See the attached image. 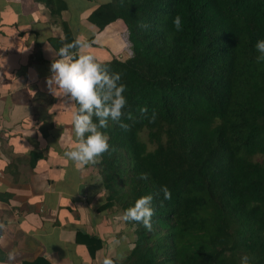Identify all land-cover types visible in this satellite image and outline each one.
I'll use <instances>...</instances> for the list:
<instances>
[{"label": "trees", "instance_id": "1", "mask_svg": "<svg viewBox=\"0 0 264 264\" xmlns=\"http://www.w3.org/2000/svg\"><path fill=\"white\" fill-rule=\"evenodd\" d=\"M37 1L53 17L67 9L64 0ZM87 19L99 29L121 20L129 53L97 61L120 74L121 122L130 126L109 118L98 129L110 146L95 164L107 193L99 210L123 215L138 198L154 197L152 230L125 221L134 238L115 264H242L243 257L264 264V60L256 49L264 0H108ZM61 25L64 37L50 40L58 55L77 40ZM161 186L171 200L157 195ZM207 203V234L182 239L201 228L197 214ZM76 241L91 257L102 246L89 233L77 232Z\"/></svg>", "mask_w": 264, "mask_h": 264}, {"label": "crops", "instance_id": "2", "mask_svg": "<svg viewBox=\"0 0 264 264\" xmlns=\"http://www.w3.org/2000/svg\"><path fill=\"white\" fill-rule=\"evenodd\" d=\"M64 1L67 9L53 17L37 0H0V264H9L10 252L12 264L119 263L131 248L119 246L115 207L99 210L107 193L98 169L65 157L77 143L75 102L47 86L61 58L50 43L64 37L61 22L88 44L79 54L99 62L129 57L127 30L121 20L103 29L88 21L108 0ZM77 232L102 240L94 257Z\"/></svg>", "mask_w": 264, "mask_h": 264}, {"label": "clouds", "instance_id": "3", "mask_svg": "<svg viewBox=\"0 0 264 264\" xmlns=\"http://www.w3.org/2000/svg\"><path fill=\"white\" fill-rule=\"evenodd\" d=\"M173 26L181 31L183 22L181 16L173 19ZM147 27V25H141ZM88 44L77 39L64 45L59 50L60 59L51 63L52 75L47 79L48 90L54 96L70 97L79 105L78 112L74 115V132L77 143L75 147L65 152V157L74 163L78 169L87 165L99 163V158L109 151L108 137L98 129L106 128L109 118L120 122V127L127 131L129 125L122 123L124 109L127 105L123 93L126 88L119 81V73L110 74L108 69L91 54H81L75 57L73 49H86ZM256 49L260 53L258 62L264 60V39L258 40ZM93 117L98 119V124L93 122ZM128 119H132L128 114ZM154 120V116H153ZM86 134L87 135L86 137ZM139 179H147V174H141ZM163 194L165 201L171 200L172 194L167 186H161L157 195ZM154 197L149 194L138 198L134 206L128 208L123 214L126 222L142 223L148 230H152V218L155 210L152 207ZM3 225H0L2 228ZM120 256L118 259L122 260ZM9 264L15 260V254L10 252L7 256ZM248 258H242V264H247ZM102 264H115L112 258L106 257Z\"/></svg>", "mask_w": 264, "mask_h": 264}, {"label": "rangeland", "instance_id": "4", "mask_svg": "<svg viewBox=\"0 0 264 264\" xmlns=\"http://www.w3.org/2000/svg\"><path fill=\"white\" fill-rule=\"evenodd\" d=\"M125 50V48H124ZM124 55H126V51L123 52ZM129 56V55H128ZM119 59L121 60H125L126 57H122L119 56ZM94 169H97V167L95 165H93ZM212 204L211 203H207L202 210H200V212L197 214L199 219H202L201 222V228L198 229L197 231H195L194 233H185L182 237V239L187 238L188 236H194V237H198V236H202V235H206L207 231L209 229L210 226V219H211V215H212ZM119 223V246L120 247H124L125 246V250H127V248H129V245L132 244L131 242L133 241L134 235H133V230L132 227L130 226V224L125 223V221L123 220V215L121 213H119L118 216V221ZM126 252V251H124Z\"/></svg>", "mask_w": 264, "mask_h": 264}]
</instances>
